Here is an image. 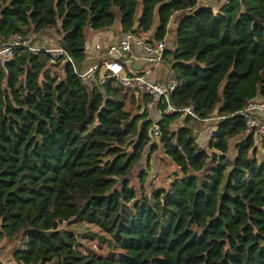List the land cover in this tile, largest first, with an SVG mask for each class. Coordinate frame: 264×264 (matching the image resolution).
<instances>
[{
    "label": "trees",
    "instance_id": "obj_1",
    "mask_svg": "<svg viewBox=\"0 0 264 264\" xmlns=\"http://www.w3.org/2000/svg\"><path fill=\"white\" fill-rule=\"evenodd\" d=\"M202 2L0 0V43L46 33L84 68L92 63L86 29L104 31L118 15L121 34L147 33L156 22L159 40L181 11L175 49L165 52L180 81L171 101L191 104L201 118L216 108L232 114L264 99V0H231L217 10ZM128 91L113 80L84 82L45 52L16 50L0 61V244L23 241L12 252L16 264H264V162L244 118L219 122L199 147V123L177 126L178 115L166 116L159 143L181 177L142 195L145 173L138 191L127 175L157 145L147 114L125 108ZM71 218L97 226L123 253H79L76 235L60 228Z\"/></svg>",
    "mask_w": 264,
    "mask_h": 264
},
{
    "label": "built area",
    "instance_id": "obj_2",
    "mask_svg": "<svg viewBox=\"0 0 264 264\" xmlns=\"http://www.w3.org/2000/svg\"><path fill=\"white\" fill-rule=\"evenodd\" d=\"M219 1L227 4L231 0ZM43 35L41 32L14 33L7 41L0 43V61L10 59L16 50L33 54L45 52L51 55L52 59L63 58L70 63L74 73L84 82L92 79L98 80L100 85H105L107 81L113 80L132 91L135 96L140 94L142 102L137 113H146L147 118L152 121L150 145L159 144V123L172 114L179 117L177 126H182L185 119L211 126V130L197 131V141L203 137L206 141L210 140L217 130L218 123L233 115L244 118L245 135L252 134L257 141H264L263 98L248 100L240 110L232 114H220L216 110L206 118L199 117L191 104L177 106L172 103V94L180 81L165 57V52L169 49L167 36L155 40L153 33L128 29L119 38L112 40L108 31H101L89 49L86 44V52L93 53L88 54L92 63L82 68L78 67L66 50L56 42L55 37L46 33ZM159 70H163L160 82L155 80L158 79Z\"/></svg>",
    "mask_w": 264,
    "mask_h": 264
},
{
    "label": "rangeland",
    "instance_id": "obj_3",
    "mask_svg": "<svg viewBox=\"0 0 264 264\" xmlns=\"http://www.w3.org/2000/svg\"><path fill=\"white\" fill-rule=\"evenodd\" d=\"M201 5V3H200ZM218 7V6H217ZM183 12H176L173 14V18L170 21V25L168 28L167 33V42L170 46L171 51L175 49V28L181 17L183 16ZM155 21V20H154ZM156 23V22H155ZM155 23L152 29L149 31V33H153L155 29ZM119 28V16L117 15L116 20L114 24L109 29L117 30ZM52 31L55 33V30L52 29ZM101 31H95L91 29H86V44L87 48L89 49L90 46L96 41L97 35ZM43 35V33H41ZM47 35V34H46ZM44 36V35H43ZM49 39L48 37H46ZM54 38V36H53ZM57 42V41H56ZM59 69H57L58 71ZM128 98L126 99L125 108L127 110H130L132 114L137 113V105H133V107H130L129 96L131 95V92H127ZM138 99L141 98V95H136ZM217 109V108H216ZM216 109L214 111H216ZM200 127V125H199ZM210 141V140H208ZM204 141V146L207 147V142ZM199 147H202L203 145L199 143V141H195ZM148 159V168L146 165H144L142 162L138 163L132 172H130L127 175V179L130 180V184L136 188L138 191L139 187V175L140 173L144 174V180H143V189L144 192L142 195H148L152 189H168L171 183L176 179V177H181V173L176 166L173 164V162L168 158L165 154L162 148L152 151V153H148L147 157ZM122 179L117 180L118 183ZM139 197V192H138ZM135 204L134 201H132L129 206H133ZM61 229H66L72 231L76 235L77 239V245L76 250L83 254V255H101V256H109L114 253V251L118 254H122L123 251L120 249H114L109 248L105 241L101 238L102 231L95 225L87 224L82 221L80 218H71L67 221H63L61 226ZM23 241L17 240L13 242H3L0 244V264H16L12 257V252L15 248L22 247ZM52 264V263H49Z\"/></svg>",
    "mask_w": 264,
    "mask_h": 264
},
{
    "label": "crops",
    "instance_id": "obj_4",
    "mask_svg": "<svg viewBox=\"0 0 264 264\" xmlns=\"http://www.w3.org/2000/svg\"><path fill=\"white\" fill-rule=\"evenodd\" d=\"M201 4H203V5H209V6H211L213 8V10H217L218 9L217 6H218V4H221V2L219 0H206V1L202 2ZM109 28L106 29V30H104V31H108L109 32V35H110V37H111L112 40H116L117 38H119L121 36V31L119 30V28H117V30L109 29ZM87 54L92 55L93 53L92 52H89ZM162 74H163V70H159L158 79H155V80L158 81V82H160L161 81L160 76ZM200 126H201V128H200L201 130H206V129L207 130H211V126L210 125L209 126L208 125L204 126L203 124H200ZM240 138L241 137H237L236 139H232L230 141V145H231L230 153L232 155H235L236 154V150L233 148V144L236 142V140L238 142ZM204 141H205V137H203L201 140H199V143H201L203 145L204 144ZM156 145H157V149L156 150H158V149L161 148L160 143L159 144L157 143ZM156 150H153V152L156 151ZM150 152L152 153V150H149L148 149L146 155H144V157H143V160L144 161L142 160L144 162V163L143 162L142 163L144 165H146V166L148 165V162H147L148 159L146 157H147V154L150 153ZM255 153H256L257 160L259 162H264V141H257V140L255 141ZM147 168H148V166H147ZM175 168H177V170H179L178 167H175ZM176 178H178V177H176Z\"/></svg>",
    "mask_w": 264,
    "mask_h": 264
},
{
    "label": "water",
    "instance_id": "obj_5",
    "mask_svg": "<svg viewBox=\"0 0 264 264\" xmlns=\"http://www.w3.org/2000/svg\"><path fill=\"white\" fill-rule=\"evenodd\" d=\"M124 125H125V122H123L122 127H124Z\"/></svg>",
    "mask_w": 264,
    "mask_h": 264
}]
</instances>
